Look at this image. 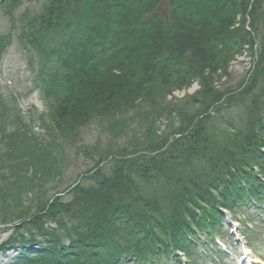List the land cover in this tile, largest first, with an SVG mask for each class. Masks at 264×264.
<instances>
[{"label": "trees", "instance_id": "1", "mask_svg": "<svg viewBox=\"0 0 264 264\" xmlns=\"http://www.w3.org/2000/svg\"><path fill=\"white\" fill-rule=\"evenodd\" d=\"M46 1L19 38L43 55L37 63L36 86L54 126L63 133L76 132L100 117L116 128L109 119L120 110L124 116L129 108L149 128L152 122L141 115L148 104L156 107L153 111L178 114L184 127L171 151L148 160L143 155L138 158L142 162L126 160L127 155L120 153L111 175L101 177L95 188L78 187L73 201L64 203L58 197L47 209L40 208L44 209L40 214L28 216L0 248L19 249L10 264H126L123 256L139 254L146 259L161 247L167 253L171 247L183 251L190 264H199L192 257L196 248L185 235L197 239L191 233L194 228L208 234L221 230L218 208L251 224L252 229L245 227L247 243L254 252L263 249L264 211L248 199H264L258 178H264V107L254 104V83L238 94H248L239 99L241 104L249 100L254 104L244 128L230 125V131L214 133L213 126L199 127L187 111L163 106L174 90L197 80L205 88L206 80L226 73V64L247 46L253 50L254 37L245 25L250 19L251 28L255 21L264 23V0ZM163 4L167 9L160 14ZM238 22L241 30L235 28ZM260 55L252 75L255 83L264 77V52ZM221 98L207 105L202 113L207 119L213 105H222ZM117 121L123 123L117 124L120 131L125 129L128 120ZM20 144L12 154L21 153ZM160 145L164 148L155 137L149 141L151 151ZM34 156L29 150L23 166ZM200 158L210 166L199 165ZM50 222L57 229L47 228ZM24 228H31L27 236H21ZM215 251L222 255L216 247ZM200 258L211 260L207 253Z\"/></svg>", "mask_w": 264, "mask_h": 264}, {"label": "rangeland", "instance_id": "2", "mask_svg": "<svg viewBox=\"0 0 264 264\" xmlns=\"http://www.w3.org/2000/svg\"><path fill=\"white\" fill-rule=\"evenodd\" d=\"M19 3L16 6L12 0H5L0 7V248L13 237L21 222H27L28 216L40 214L44 210L40 208L47 209L58 197L64 203H69L73 201L74 191L78 187L89 190L96 187L101 177H109L116 163L114 158H120V153H125L127 156L124 159L132 161L140 160L138 158L143 155L147 156L144 160H148L164 150L171 151L173 142L182 139L178 131L184 127L182 117L178 114L168 111L163 114L153 111L152 108L156 107L144 104L142 107L145 111L141 115L152 122L149 128H146L147 124L138 122L139 113L126 108L124 116L120 110L109 119L111 124H116V128L110 127L108 121L99 117L76 132L63 133L50 121V112L46 109L40 88L36 86L39 79L37 63L43 55L40 50L22 44L19 38L26 24L39 15L47 1L20 0ZM166 9L167 5L163 4L158 13ZM251 24L254 25L250 19L245 28L253 34V50L250 48L248 54L235 56L233 61L226 64V73L218 72L210 77L206 80L205 88L197 80L182 90H174L163 107L167 109L168 106H174L181 112L187 111L188 116L192 115L200 123L199 127L213 126L214 133L230 131V125L244 128L250 106L261 104L264 107V77L259 83L252 81L257 57L264 52V23L255 21L253 29ZM235 25L237 30L242 29L240 22ZM253 83L255 103L251 105L249 100L241 104L240 100L248 98V94H238ZM219 96L222 97V105H213L209 120L202 113ZM227 99L229 105L224 103ZM219 106L222 109H218ZM120 117L128 120L122 131L120 125L123 126V123L117 121ZM195 123L186 135L193 131ZM154 137L164 148L160 149V145L156 150H150L149 141ZM18 141L22 143L19 146L21 153L12 154V148ZM29 150L35 157L23 166L29 160ZM13 157L16 158L10 161ZM105 158L112 162L106 166L101 162L98 166L97 162ZM199 161V165L210 166L206 158H200ZM46 227L57 229L58 225L50 222ZM28 230L31 228L22 229L21 236H26ZM10 248L0 249V264H7L13 253L16 255L10 262L17 256L19 250ZM254 253L264 258V248Z\"/></svg>", "mask_w": 264, "mask_h": 264}, {"label": "bare ground", "instance_id": "3", "mask_svg": "<svg viewBox=\"0 0 264 264\" xmlns=\"http://www.w3.org/2000/svg\"><path fill=\"white\" fill-rule=\"evenodd\" d=\"M46 109H47V106H46ZM47 111H49V110L47 109ZM34 157H35V156H34ZM101 162H102V161H101ZM101 162H97V165L100 166ZM102 164H104L103 166H106V165L108 164V161H103ZM31 233L34 234V233H36V232L33 231V232H31ZM25 234H28V233L26 232ZM26 236H27V235H26ZM35 236H36V238L41 239V237H40L38 234H36ZM28 237H30V236H28ZM4 255H5V254H4Z\"/></svg>", "mask_w": 264, "mask_h": 264}, {"label": "water", "instance_id": "4", "mask_svg": "<svg viewBox=\"0 0 264 264\" xmlns=\"http://www.w3.org/2000/svg\"><path fill=\"white\" fill-rule=\"evenodd\" d=\"M4 1H5V0H3V1L0 3V7L3 5Z\"/></svg>", "mask_w": 264, "mask_h": 264}]
</instances>
